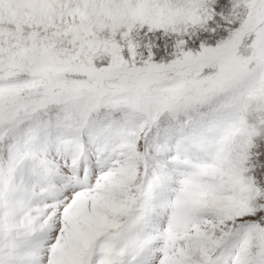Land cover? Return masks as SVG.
I'll use <instances>...</instances> for the list:
<instances>
[{
  "label": "snow or ice",
  "instance_id": "1",
  "mask_svg": "<svg viewBox=\"0 0 264 264\" xmlns=\"http://www.w3.org/2000/svg\"><path fill=\"white\" fill-rule=\"evenodd\" d=\"M0 264H264V0H0Z\"/></svg>",
  "mask_w": 264,
  "mask_h": 264
}]
</instances>
